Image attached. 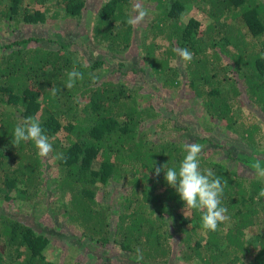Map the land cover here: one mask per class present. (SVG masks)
I'll list each match as a JSON object with an SVG mask.
<instances>
[{"label":"trees","instance_id":"1","mask_svg":"<svg viewBox=\"0 0 264 264\" xmlns=\"http://www.w3.org/2000/svg\"><path fill=\"white\" fill-rule=\"evenodd\" d=\"M48 1L0 0V28L81 21L85 10L91 42L115 54L116 66L109 69L106 57L87 59L74 47L83 34L62 36L57 26L0 43V202L24 208L17 215L0 209V264H130L137 249L139 264H166L174 255L201 264H264V197L256 199L264 179L250 167L264 160L255 141L264 124L241 112L246 96L248 105L264 112V0H145L153 11L139 35L140 64L132 67L117 55L136 39L128 23L134 0H104L96 10L87 8L88 0ZM188 3L202 9L204 25L193 16L181 20ZM177 48L193 53L183 70L171 64ZM74 67L84 79L68 89L67 72ZM138 70L154 75L158 90L185 82L201 106L198 125L160 115L140 84L120 76ZM29 116L52 146L47 157L37 155L32 141L13 145L14 127ZM175 129L182 132L173 136ZM189 142L225 151L218 158V150L203 147L199 156L202 170L211 168L227 181L221 206L228 219L214 232L201 228L199 212L184 208L163 171L154 174L164 164L163 170L178 167ZM111 194L114 201H106ZM43 205L61 217L56 226L94 253V261L48 254L53 232L35 222ZM110 242L122 253L99 252Z\"/></svg>","mask_w":264,"mask_h":264},{"label":"rangeland","instance_id":"2","mask_svg":"<svg viewBox=\"0 0 264 264\" xmlns=\"http://www.w3.org/2000/svg\"><path fill=\"white\" fill-rule=\"evenodd\" d=\"M50 3H53L52 0H49ZM48 1V2H49ZM104 0H88L87 1V8H91L93 10H96L97 7L103 2ZM139 4L141 7L147 8L148 15L145 16L140 22L135 23V36L136 39L132 45V47L128 50L122 53L121 55H117L118 58H122L126 63L127 67L132 66H138L140 63L137 61V52L139 50L138 44H139V35L143 34L144 26L147 23V20L150 19L152 9L149 7L148 2L146 3L145 0H134V2L131 5L130 12H131V18L137 15V8L136 5ZM181 20L183 22H186L189 17H197L202 22L201 24L204 25L207 22V18L202 11L201 8L198 6H195L192 3H188L185 6V9L181 13ZM87 13L85 10L82 12L81 15V21H76L73 19L66 20H54L53 22H48L47 24H38V25H19L17 29L14 31L9 30H2L0 28V43L8 42L16 37L22 36V35H28L32 33H38L42 34L41 31L48 33L51 30H54L53 27L57 26L59 29L57 30L58 33H60L62 36L65 35L67 32H74V33H80L83 34L79 38L80 44H75V48H79L80 53L86 54V58L90 59L97 58V57H106L107 58V64L109 66V69H113L116 66V63L114 62V58L116 57L115 54L107 51L103 47L91 42L89 37V26L87 20ZM91 22V20H90ZM50 23V24H49ZM87 29V31H86ZM56 33V32H55ZM54 36H56L54 34ZM227 61V58L225 59ZM171 64L178 66L179 69L183 70L185 67L184 62L180 60L179 58H173L171 59ZM111 75H115L111 70ZM124 79H132L137 84L141 85V90L146 91L150 94V100L151 103L155 106L156 110L160 113V115H169L171 116V119L177 124V125H187L195 127V125H198V120L201 118L202 111H200V107L198 102L193 99V93L190 88L187 87L186 83L181 82L179 86L176 87H168L166 89L158 90L156 88L157 85H159V81L152 75L151 73L146 71H135L134 73L129 71L126 74L120 75ZM132 76V77H130ZM182 79L185 81V76L181 75ZM248 99L247 96L245 99H242V106H241V112L243 115H246L248 119L258 122L256 118L261 120L264 124V112H262L259 107H253L251 105H248ZM253 107V108H252ZM252 108V110H251ZM173 136H177L178 133L182 132V130H172ZM222 131V130H221ZM217 131L216 134L218 136H222V132ZM259 132L255 135V141L256 144L264 148V128L260 127ZM227 138H230L227 136ZM203 147H205L207 152H213V150H218L220 153H217L216 156L218 158H221L225 151L224 148L220 147H214L205 144ZM246 151V150H245ZM228 164L230 166L235 167L238 171L243 173L246 170V167L240 164L239 162L234 161V159H228ZM46 169L48 172L51 173V171L54 169L50 164L46 165ZM46 171V172H47ZM49 173V175H51ZM115 189V188H114ZM121 190V187L116 188L115 191ZM114 194H111V196L107 197L105 200L112 202L114 201ZM0 209H3L4 211L9 212L11 215H17V212H24V208L21 207L17 209L15 207L14 203L10 202H0ZM35 222L38 225L39 229H43L48 232H53L50 235L51 238V246L49 253L52 256L57 255L60 253L62 256H65L64 258L67 260V258L74 259H87L88 262L94 261V253L88 252L85 249V246L78 243L75 238L71 237V234L68 233L62 226H56L58 222H60L61 217L57 214H54L50 210L45 209V206L43 205L42 208H38V213L35 217ZM72 232L76 233L77 231L72 228ZM180 235V234H179ZM172 243L174 246H177L178 244V236L174 237L172 239ZM99 252H103L105 255L111 254L114 256V254H120L122 251L120 250L119 246L116 243L110 242L108 245H105L103 247H99ZM178 249L174 252L176 254ZM70 255L72 257H70ZM74 255V256H73ZM116 257V256H115ZM112 257L114 258L118 263L121 261V257ZM135 264V263H130ZM166 264H201L193 261H184L176 257L175 255L168 261Z\"/></svg>","mask_w":264,"mask_h":264},{"label":"clouds","instance_id":"3","mask_svg":"<svg viewBox=\"0 0 264 264\" xmlns=\"http://www.w3.org/2000/svg\"><path fill=\"white\" fill-rule=\"evenodd\" d=\"M137 15L130 18L128 23L135 24L140 22L148 15V9L137 4ZM180 60L190 62L193 53L187 48L174 49ZM84 79V73L75 69L67 72L65 87L71 89L76 82ZM55 96L58 89L55 87L49 89ZM32 141L37 149V155L47 157L52 150L48 137L42 129L40 122L32 116L20 118V123L14 127L13 145H19L21 142ZM203 146L196 142H189L183 145L185 155L180 161L178 167H171L163 170L164 165L155 167L154 174L164 173V180L169 187L175 189L180 200L184 202V208L195 210L200 213L201 228L205 231L214 232L218 225L228 219L227 209L221 206V196L227 181L220 176H216L211 168L201 169L199 156ZM56 158H62L58 154ZM253 175L264 179V160L259 158L250 162ZM223 180V183H222ZM264 197V189H261L256 197L259 201ZM169 223L171 219L169 218ZM135 264H139L143 259L142 253L137 249Z\"/></svg>","mask_w":264,"mask_h":264}]
</instances>
